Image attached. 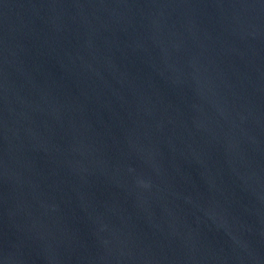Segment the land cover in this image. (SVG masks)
<instances>
[{"label":"water","instance_id":"1","mask_svg":"<svg viewBox=\"0 0 264 264\" xmlns=\"http://www.w3.org/2000/svg\"><path fill=\"white\" fill-rule=\"evenodd\" d=\"M0 264H264V0H0Z\"/></svg>","mask_w":264,"mask_h":264}]
</instances>
